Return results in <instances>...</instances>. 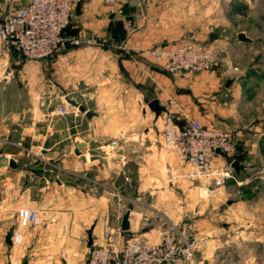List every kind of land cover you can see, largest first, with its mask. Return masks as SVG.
<instances>
[{"label": "crops", "instance_id": "0c3cea01", "mask_svg": "<svg viewBox=\"0 0 264 264\" xmlns=\"http://www.w3.org/2000/svg\"><path fill=\"white\" fill-rule=\"evenodd\" d=\"M25 2L0 0V18ZM183 3L79 0L68 32L96 44H65L32 61L0 50V153L19 165L0 168V264H87L107 232L155 242L165 219L198 240L201 264H264V127L239 122L240 81L221 68L173 76L147 54L155 43L176 45L190 32L232 56V49L246 48L230 40L226 26L209 30L205 17L192 24ZM154 99L165 108L174 100L206 126H245L235 156L244 183L229 180L212 194L185 179L189 166L165 150L162 128L155 127L165 111L157 117L149 107ZM62 107L69 112L59 113ZM38 157L62 169L43 170ZM67 169L108 189L96 190ZM131 206V227L123 231ZM22 207L36 209L43 223L22 226ZM16 230L21 244L14 242Z\"/></svg>", "mask_w": 264, "mask_h": 264}, {"label": "built area", "instance_id": "2783aa9c", "mask_svg": "<svg viewBox=\"0 0 264 264\" xmlns=\"http://www.w3.org/2000/svg\"><path fill=\"white\" fill-rule=\"evenodd\" d=\"M77 1L26 0L15 13L0 18V50L7 53L15 50L24 60L32 61L54 55L67 43L74 46L96 44L90 38L67 33ZM147 54L173 76L221 68L225 77L236 79L241 72L240 66L229 61L219 46L200 41L192 34H187L176 45L155 43ZM58 112L67 114L69 110L62 107ZM163 114V147L189 166L182 175L185 179L212 194H216L218 188L229 180L238 185L244 183L232 164L237 160L238 142L245 126L238 129L206 126L182 112L172 99ZM181 119L186 123L182 125ZM218 149L226 157L218 154ZM40 159L46 171L62 169L54 162ZM220 159L223 160L222 164L218 163ZM65 171L89 181L96 190L108 189L105 184L92 180L85 173ZM18 217L22 226H40L43 223L39 212L29 207H22ZM152 218L151 215L144 216L141 227H148ZM22 241V233L16 230L14 242L21 244ZM198 245V240L192 234L172 220L165 219L160 229V239L155 242L137 235L125 239L122 231L107 232L105 243L91 250L87 264H201Z\"/></svg>", "mask_w": 264, "mask_h": 264}, {"label": "rangeland", "instance_id": "374dc122", "mask_svg": "<svg viewBox=\"0 0 264 264\" xmlns=\"http://www.w3.org/2000/svg\"><path fill=\"white\" fill-rule=\"evenodd\" d=\"M183 2L184 6H188L190 9L189 20L192 24H195V21L199 17H205V24L209 30L226 26L228 36L234 42L239 39L237 33L240 31L245 32L252 38L253 42H245L246 48L243 50L232 49L233 56L230 55V50L227 53L224 50L223 53L228 57L229 61L240 66L241 69V72L237 75V79L240 81V106L244 108L245 112L243 113L244 115L242 114L239 122L241 124L248 123L263 128L264 0H183ZM188 34H192L195 37L191 32ZM65 102L67 103V101ZM162 125L163 122L160 119L155 127L162 128ZM40 158L38 157L36 159L41 163ZM33 167L38 171L39 167L37 164H34ZM239 195L238 193V197H240ZM177 225L181 227V225Z\"/></svg>", "mask_w": 264, "mask_h": 264}, {"label": "water", "instance_id": "95a60500", "mask_svg": "<svg viewBox=\"0 0 264 264\" xmlns=\"http://www.w3.org/2000/svg\"><path fill=\"white\" fill-rule=\"evenodd\" d=\"M214 37H216L214 34L211 35V39L213 40ZM238 38L240 41L242 42H253L252 38H250L245 32H240L238 34ZM67 102L75 107H78L79 110L83 113H86L87 116H91L92 113L90 111H87L86 108L80 104H78V102H76L75 100L67 97L66 98ZM149 107L152 111H154L157 115V117H159L162 112L166 111V108L165 106H163L161 103H160V100L159 99H154L152 100L150 103H149ZM47 144L48 142L45 143V149H44V153H46V148H47ZM80 145H82V143H80ZM217 153L222 155L223 157H226V154L221 150V149H218L217 150ZM6 166H10L12 168H18L19 165L17 163V161L13 158H8L5 154L3 153H0V168H4ZM233 168L236 170V172H240L241 169H243L244 166H242L240 164V161L239 160H235L232 164ZM131 209H132V206L130 207V209L124 214L123 216V220H122V230L123 231H129L130 230V215H131ZM11 237L8 238V241H11L10 240Z\"/></svg>", "mask_w": 264, "mask_h": 264}, {"label": "trees", "instance_id": "16d2710c", "mask_svg": "<svg viewBox=\"0 0 264 264\" xmlns=\"http://www.w3.org/2000/svg\"><path fill=\"white\" fill-rule=\"evenodd\" d=\"M69 26H70V25H69ZM69 26H68V28H67V33H69V32H68ZM69 34H70V33H69Z\"/></svg>", "mask_w": 264, "mask_h": 264}]
</instances>
